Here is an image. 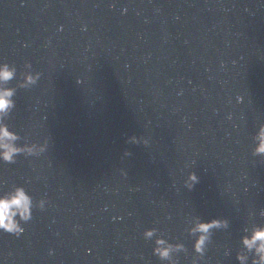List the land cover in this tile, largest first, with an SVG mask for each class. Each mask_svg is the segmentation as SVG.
Wrapping results in <instances>:
<instances>
[{"label":"water","instance_id":"obj_1","mask_svg":"<svg viewBox=\"0 0 264 264\" xmlns=\"http://www.w3.org/2000/svg\"><path fill=\"white\" fill-rule=\"evenodd\" d=\"M0 62L42 74L8 123L49 141L0 164V190L48 201L21 238L0 234V264H161L153 226L190 264L192 215L230 224L206 264H239L264 224V0H0Z\"/></svg>","mask_w":264,"mask_h":264},{"label":"clouds","instance_id":"obj_2","mask_svg":"<svg viewBox=\"0 0 264 264\" xmlns=\"http://www.w3.org/2000/svg\"><path fill=\"white\" fill-rule=\"evenodd\" d=\"M41 75L40 72L33 71L30 63H26L23 71H20L15 64L0 62V164H16L21 156L27 159L48 150V140L42 144L30 142L8 123L16 107L15 97L18 90H27L36 86ZM13 81L16 82L15 86L12 84ZM240 102H243V98H240ZM252 141L254 147L251 155L264 157V124L258 127ZM130 142L139 143L140 141L133 137ZM197 183H199V177L192 172L184 181V186L191 190ZM47 204L48 201L44 198L37 201L23 185L13 184L7 190H0V234L21 238L26 231L24 225L33 220L37 209L46 210ZM260 215L264 216V212ZM229 227L227 220L203 221L198 216H190L186 220L185 227L187 236L192 240L190 264H206L214 232L227 230ZM243 231L241 247L236 255L237 261L239 264H264V224L254 223L251 227L246 226ZM142 237L145 241L153 243L152 254L161 261V264H180L181 254L185 256L189 254V249L183 241H173L157 226L145 229ZM52 254L50 251L49 255ZM224 254L231 255V250L226 249Z\"/></svg>","mask_w":264,"mask_h":264}]
</instances>
